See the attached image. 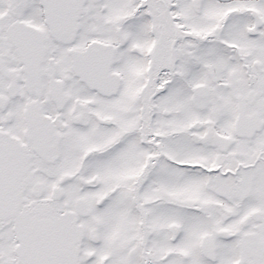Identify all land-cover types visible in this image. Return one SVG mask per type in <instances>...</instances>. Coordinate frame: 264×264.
I'll return each instance as SVG.
<instances>
[{"label":"snow or ice","instance_id":"obj_1","mask_svg":"<svg viewBox=\"0 0 264 264\" xmlns=\"http://www.w3.org/2000/svg\"><path fill=\"white\" fill-rule=\"evenodd\" d=\"M0 264H264V0H0Z\"/></svg>","mask_w":264,"mask_h":264}]
</instances>
